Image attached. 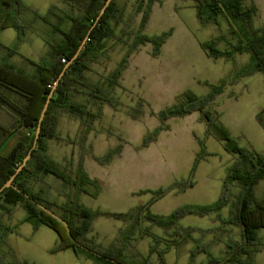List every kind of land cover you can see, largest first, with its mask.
<instances>
[{"label":"trees","instance_id":"1","mask_svg":"<svg viewBox=\"0 0 264 264\" xmlns=\"http://www.w3.org/2000/svg\"><path fill=\"white\" fill-rule=\"evenodd\" d=\"M61 1L75 10L76 14L70 13L66 17L65 24L69 25L67 29L55 31L59 35L57 41L46 42L49 51L41 62L34 64V73L28 75L14 66L0 62V110L9 117L8 125L0 126V150L11 137H17L6 155L0 152V188L15 173L31 148L45 100L64 67L71 62L53 91L31 158L13 180L14 188H6L0 194V219L2 214L10 212L12 207L20 206L25 213L22 223L31 225L33 230L44 226L57 235L58 243L52 249V253L71 251L76 257L84 256L102 264H149L148 257L138 260L125 253L130 238L139 229L140 223L146 220L165 230L174 228V233L170 237L172 241L153 236L148 231L141 233L142 236L153 239L155 245L150 248V254L155 253L160 264H165L164 255L167 251L186 239H191L192 233L196 231L192 228L177 227L178 221L187 215L203 217L215 214V221L220 225H233L240 229L241 241L233 242L227 247L223 257L211 258L206 264H255V257L263 249V242L257 234L264 229V191L261 198L257 199L254 190L260 181H264V154L250 147H240L219 120V115L210 109V105L222 94L227 85H234L239 78L255 73H260L264 78V27L253 28V21L258 17L256 5L253 2L245 5L246 0H193L196 19L201 26L210 24L219 26L222 19L235 40V43L225 42L224 50L217 47L222 41L221 38L200 43L205 55L214 60L234 61L235 56L248 54L249 62L232 78L228 77L219 85L211 86L210 92L204 96H197L190 91L178 95L175 104L155 114L159 126L143 137L140 148H147L154 143L158 135L167 130L165 123L168 120L183 118L197 112L200 122L205 126L204 139L211 137L220 142L227 154L236 156V161L227 169L217 201L209 205H184L167 216H157L150 213L151 205L170 191L184 193L194 186L193 177L198 164L212 156L205 150L204 139L195 138L199 151L195 155L187 180L174 182L167 188L148 191L152 196L150 201L127 213L92 210L83 206L81 196L96 199L102 191L101 183L90 178L85 172L82 156L75 166L71 160L65 159V164H61L51 159L48 155V143L52 140H62L56 132L61 114H66L79 122L78 136L83 143L86 136L94 131V123L102 119L104 106L114 111H118L122 106L115 91L121 88L120 81L130 56L140 46L149 44L152 48L151 56L155 58L172 35V29L154 36L143 33L151 6L160 3V0L137 1L133 12L134 16L141 14V18L135 30H129L132 17L128 21L122 20L123 11L116 0L110 1L97 22L96 18L106 0ZM25 10L27 8L21 0H0V31L14 29L18 44H21L25 37V27L19 18ZM120 26L122 27L117 33L116 30ZM110 41L121 45L124 53L109 74L99 75L93 70V66L103 65L105 61H109L107 45ZM80 47L82 48L79 51ZM0 50H5L8 55L17 53L15 49L1 43ZM78 51L79 54L74 59ZM62 60L65 62L62 63ZM88 74H96L98 78L93 79ZM143 113L140 104L128 108L125 112L131 120H138ZM255 118L264 131V108ZM121 151L122 147L119 145L110 149L104 156H94L93 159L101 166L106 165ZM49 176L62 182L67 190L64 195L65 202L61 205L50 201L47 189L43 187L44 179ZM234 186L239 188L237 193L232 192ZM231 199L234 200L231 202ZM38 205L54 213L58 219L43 211ZM228 205H230L228 217L221 218L219 212ZM100 217L129 224L121 245L101 247L89 236L93 222ZM12 232L10 227L2 225L0 221V243L2 238ZM160 244H164L165 248L158 251L157 247ZM198 251L205 252L197 248ZM95 253L101 258L95 256ZM0 264H3L1 254Z\"/></svg>","mask_w":264,"mask_h":264},{"label":"rangeland","instance_id":"2","mask_svg":"<svg viewBox=\"0 0 264 264\" xmlns=\"http://www.w3.org/2000/svg\"><path fill=\"white\" fill-rule=\"evenodd\" d=\"M137 1L116 0L123 11L122 20L128 21L132 17L129 30H135L141 18V14L134 16L133 12ZM251 2L254 3V0H246L244 4L250 5ZM255 2L258 17L253 21V28L260 29L264 27V0ZM21 3L40 16H44L51 7L59 9L58 0H21ZM19 18L28 30L25 41L18 44L16 31L6 29L0 32V43L21 55H33L36 51L38 56L42 51L47 53L49 49L45 43H52L54 35L50 32V26L36 20L30 12L21 13ZM121 27L116 30L117 33ZM170 29L172 35L157 57L151 56L152 48L149 44L140 46L130 56L120 81L121 88L115 91L122 106L118 111L104 106L102 119L94 123V131L86 136L83 143L78 136L79 122L66 114H61L59 118L56 132L62 140L48 143V155L61 164H65V159L71 160L74 166L82 156L85 172L102 185V191L96 199L81 196L80 201L87 208L127 213L150 201L152 196L148 191L167 188L174 182L187 180L199 151L195 138L204 139L205 126L199 120V113L168 120L165 123L167 130L162 131L154 143L141 149L143 137L159 126L155 114L175 104L177 96L185 91L197 96L208 94L211 86L219 85L228 77L232 78L249 62L248 54L237 55L234 61L214 60L205 55L200 43L221 38L217 47L224 50L225 42L235 43V40L222 19L219 26H201L196 19L193 0H160V3L151 6L143 33L154 36ZM107 46L109 61L93 66L99 75L109 74L124 53L122 46L113 44V41ZM88 75L93 79L98 78L96 74ZM138 104L144 113L138 120H131L125 112ZM262 108L264 78L260 73L239 78L234 85H227L210 105V109L219 115V120L240 147H250L264 154V131L255 118ZM8 123L9 117L0 110V126ZM16 139L11 137L1 148L2 155L10 151ZM204 141L205 150L212 156L198 164L193 177L194 187L184 193L170 191L149 207L151 214L166 216L184 205H209L219 199L227 169L236 161V156L227 154L221 143L211 137ZM119 145L122 151L110 163L101 166L93 159L94 156H104ZM44 182L43 187L47 189L49 200L58 205L63 204L67 190L62 182L52 176L46 177ZM232 188L233 193L239 191L236 186ZM263 190L264 181H260L254 190L255 198L260 199ZM229 211L230 205L223 208L219 215L225 219ZM24 217L25 213L20 206L12 207L10 212L1 216L2 225L13 230L0 243L3 264H102L84 256L76 257L71 251L52 253L58 243L57 235L44 226L33 230L31 225L22 223ZM128 226V223L122 221L100 217L93 222L89 236L101 247H117L123 242ZM139 227L141 233L145 230L153 236L173 240L170 238L173 229L164 230L146 220ZM177 227L196 231L192 233L191 239H186L178 248L165 255V264H206L211 258L223 257L233 242L241 241L240 229L233 225H220L215 221V214L203 217L187 215L178 221ZM136 235L135 231L133 236ZM257 236L263 242V249L255 257V264H264V229L258 231ZM154 245L153 239L145 236L137 248L139 256L131 244L127 245L125 253L138 260L148 257L149 264H159L157 255L150 254V248ZM164 248L165 245L160 244L157 250ZM197 248L205 252H197Z\"/></svg>","mask_w":264,"mask_h":264},{"label":"crops","instance_id":"3","mask_svg":"<svg viewBox=\"0 0 264 264\" xmlns=\"http://www.w3.org/2000/svg\"><path fill=\"white\" fill-rule=\"evenodd\" d=\"M254 3L256 5V2L254 0ZM58 8L56 7H51L47 13L44 15V16H40L39 14V17L35 16V12H33L28 6H26L27 10L23 11L22 13H25V12H30L34 15V18L36 20H40L42 21L45 25H48L50 26L51 30L50 32L52 34H54L52 36V42L55 40L57 41L58 38H59V35L55 32L57 31L58 29H61V30H65L69 27V25L65 24V20H66V17L72 13V14H76L75 10H72L67 4H65L64 2H62L61 0H58ZM45 20H43V19ZM62 24V25H60ZM25 27V36H26V30H27V27ZM8 29H12V28H8ZM6 30V29H5ZM4 31V30H3ZM28 31V30H27ZM1 32V31H0ZM24 41H25V37H24ZM46 44V43H45ZM5 46V45H4ZM47 46V45H46ZM7 47V46H6ZM48 47V46H47ZM17 52V51H16ZM30 53H33L34 51H29ZM48 53V52H47ZM47 53H43V51L40 53V56L37 55V51L35 53L32 54H29V53H25L24 55H21L19 54L18 52L16 54H9L5 51V50H0V62L1 63H4V64H7V65H10V66H14L16 69L18 70H21L22 72H24L25 74H28V75H31L34 73V70H35V66L34 64L36 63H39L41 62L47 55ZM231 95V94H230ZM231 97V96H230ZM259 125V124H258ZM194 187V186H193ZM264 191V190H263ZM263 194V192H262ZM167 216V215H166ZM174 230V228H172ZM172 229H169V230H172ZM165 230V229H164ZM168 230V229H167ZM142 231H145V230H142ZM137 232V235L136 237L132 236L131 240H129V244H131V247L134 248V252L138 253V246H139V243L140 241L142 240V237H145V236H142L141 235V232H140V227L139 229L136 231ZM149 233V232H148ZM151 234V233H149ZM152 235V234H151ZM149 238V236H146ZM169 237V236H168ZM151 238V237H150ZM160 238H164V237H160ZM131 241V242H130ZM122 243V242H121ZM181 245V243H179L178 245H176L175 247H171L166 254H169L172 249H176L178 248L179 246ZM136 253V254H137ZM165 254V255H166ZM164 255V257H165ZM138 256H139V253H138ZM130 257H134V256H130ZM141 257V255H140ZM157 261H158V257H157ZM158 263L160 264V262L158 261Z\"/></svg>","mask_w":264,"mask_h":264},{"label":"water","instance_id":"4","mask_svg":"<svg viewBox=\"0 0 264 264\" xmlns=\"http://www.w3.org/2000/svg\"><path fill=\"white\" fill-rule=\"evenodd\" d=\"M111 0H106L103 8L100 10L97 18H96V22L100 19V17L104 14L105 12V9L107 8V6L109 5ZM94 26V25H93ZM84 45V43H82V46ZM82 47H80L79 51L81 50ZM79 51L75 54L74 56V59L77 58L78 54H79ZM71 62H69L63 69L62 73L59 75L58 79L54 82V85L52 87V90L50 91V93L48 94L46 100H45V103H44V106L41 110V113H40V116H39V119H38V125H37V128L35 130V134H34V139L32 141V145H31V148L29 149L27 155L24 157V159L22 160L21 164L17 167V169L15 170V173L13 175H11L9 177V179L3 184V186L0 188V194L1 192L6 189V188H14L13 185H12V182L13 180L15 179L16 175L18 173L21 172V170L25 167L26 163L28 162V160L31 158V155H32V151L35 149L36 147V144H37V139L39 137V133H40V125H41V122L43 121V118H44V115H45V112L48 108V105L50 103V100L53 96V91L55 89V87L57 86L58 84V81L59 79L62 77L63 73L65 72V70L67 69V67L69 66ZM39 208H41L43 211L47 212L49 215L53 216L54 218L58 219V217L52 213L51 211L47 210L45 207H43L42 205H38ZM66 226V224H64ZM87 252H90L89 250L85 249ZM95 256L101 258V256L99 254H94ZM106 260H109V259H106ZM112 263H115V262H112ZM115 264H118V263H115Z\"/></svg>","mask_w":264,"mask_h":264},{"label":"built area","instance_id":"5","mask_svg":"<svg viewBox=\"0 0 264 264\" xmlns=\"http://www.w3.org/2000/svg\"><path fill=\"white\" fill-rule=\"evenodd\" d=\"M61 62H62V63H64L65 61H64V60H62Z\"/></svg>","mask_w":264,"mask_h":264}]
</instances>
